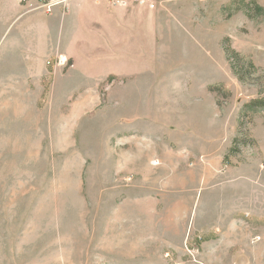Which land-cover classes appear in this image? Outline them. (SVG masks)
<instances>
[{"label":"rangeland","instance_id":"obj_1","mask_svg":"<svg viewBox=\"0 0 264 264\" xmlns=\"http://www.w3.org/2000/svg\"><path fill=\"white\" fill-rule=\"evenodd\" d=\"M71 2L0 0V264H264V0Z\"/></svg>","mask_w":264,"mask_h":264},{"label":"crops","instance_id":"obj_2","mask_svg":"<svg viewBox=\"0 0 264 264\" xmlns=\"http://www.w3.org/2000/svg\"><path fill=\"white\" fill-rule=\"evenodd\" d=\"M98 1L99 0H72L69 10L64 16L56 12V14L49 17V22L57 21L59 23V28L53 31L49 30L48 35L59 37L60 44L63 46L64 52L68 56L72 57L73 55L72 46L79 44L75 41L73 42V39H85L84 37L87 36V32L89 34L91 31V24L95 21H101ZM92 36L101 37V33H93ZM65 39H70V41L66 42ZM81 46L85 47V43H81ZM83 53H85L84 50ZM120 56L117 68L127 69L130 67L132 61L128 62L126 54Z\"/></svg>","mask_w":264,"mask_h":264},{"label":"built area","instance_id":"obj_3","mask_svg":"<svg viewBox=\"0 0 264 264\" xmlns=\"http://www.w3.org/2000/svg\"><path fill=\"white\" fill-rule=\"evenodd\" d=\"M22 3H24L25 5H31L32 10L37 11L38 9H43L45 10L47 13H51L53 12V9L56 6H66L67 3L70 0H20ZM110 3H122L124 0H106ZM35 7V9H33ZM56 63L58 65H63L65 63V59L62 58L61 55H59L58 57H56Z\"/></svg>","mask_w":264,"mask_h":264},{"label":"trees","instance_id":"obj_4","mask_svg":"<svg viewBox=\"0 0 264 264\" xmlns=\"http://www.w3.org/2000/svg\"><path fill=\"white\" fill-rule=\"evenodd\" d=\"M227 52H228V51H227ZM253 104H254V107H255V106H258V105H259V106H262V105H263V104H261L260 101H254Z\"/></svg>","mask_w":264,"mask_h":264},{"label":"bare ground","instance_id":"obj_5","mask_svg":"<svg viewBox=\"0 0 264 264\" xmlns=\"http://www.w3.org/2000/svg\"><path fill=\"white\" fill-rule=\"evenodd\" d=\"M153 164H154V165H158V163H156V162H155V163H153Z\"/></svg>","mask_w":264,"mask_h":264}]
</instances>
